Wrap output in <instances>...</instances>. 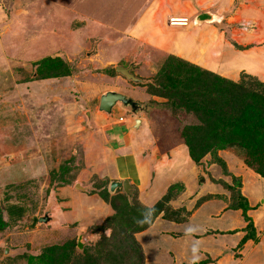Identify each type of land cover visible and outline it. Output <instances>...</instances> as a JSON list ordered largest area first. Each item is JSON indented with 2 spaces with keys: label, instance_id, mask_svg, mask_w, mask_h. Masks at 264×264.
Returning <instances> with one entry per match:
<instances>
[{
  "label": "rangeland",
  "instance_id": "1",
  "mask_svg": "<svg viewBox=\"0 0 264 264\" xmlns=\"http://www.w3.org/2000/svg\"><path fill=\"white\" fill-rule=\"evenodd\" d=\"M41 1L44 0H0V264H50L40 257L51 247L66 244L71 247L73 257L84 258L77 264H92L91 260L94 264H138V257L132 252L134 248L141 249L142 264H165L170 257L164 241H174L177 235L172 231V237H167L164 230H183V225L171 222L185 219L188 208L192 212L203 206L200 216L209 225V209L221 210L228 200L226 196L230 202L231 188L240 187L242 192L244 186L247 192L251 190L253 201L257 198L262 202L264 176L251 164L253 158L243 148L226 143L224 148L205 152L196 161L190 154L183 129L196 125L212 137H217V133L209 132L206 128L209 124L199 120L194 112L173 110L168 99L154 95L153 98L161 101L162 109L155 112L161 122L147 126L151 143L143 144L163 151L170 160L152 168L154 160L146 155L150 168L147 167L143 176L153 178L154 198L157 200V194L159 197L162 194L158 202L166 200L163 204L168 212L161 220L157 218L163 213L153 220L149 218L148 225L137 223L156 202L150 203L146 189L136 180L132 183L131 196L123 188L111 192V183L123 180H114L113 175L103 173V166L94 164L99 151L92 147L99 145L102 133L98 130L101 120L94 116L97 117L100 95L106 91H120L126 84L133 86L135 90L131 93L135 97L149 95L145 93L148 84L174 59L168 53L148 47L144 50L141 45L135 48L129 39L125 40L128 49L124 51L116 43V36L109 35L113 43L108 40V31L99 30L103 33L94 35L97 29L92 24L81 25L85 21L68 18L73 12L64 13L65 4L77 8V0H49L47 5ZM110 1L90 0V4L83 6L93 9ZM243 8L250 16L242 15V9L225 21L223 29L237 49L253 50L257 45L264 56V0ZM47 10L53 15L49 16ZM257 12L260 18L255 16ZM64 18L67 19L61 25ZM255 22L262 32L258 44L250 42L253 32V38L244 33L246 29L254 31ZM130 64L136 65L132 70L143 83L123 79L116 71L117 66ZM235 74L237 78L231 80H245L254 93L257 85L245 75L264 82V78L245 70H236ZM205 77L209 83V77ZM88 112L94 113L93 120ZM119 114L115 109L111 118H118ZM216 131L227 132L228 128ZM111 135L113 146L120 145V128ZM201 141V146L205 145L206 140ZM201 146L195 148L199 150L197 147ZM120 163V173L128 172L134 177V164L128 159ZM77 184L80 189H76ZM215 194L219 195L210 196ZM258 205L264 208V202ZM48 209H51L49 217L53 218L40 223L39 218ZM241 214L238 220L236 214L233 220L226 214L220 221L225 225L244 223L246 236L256 237L253 216L247 212L246 219ZM162 219L168 221L166 228H158ZM156 220V228L151 230ZM206 239L195 243L194 248L203 245ZM215 243V248L220 250L227 241L221 238ZM238 250L236 247L235 251ZM169 251L173 252L171 248ZM236 253L234 256L238 257ZM125 254L130 263L124 261ZM67 264L72 263L67 261Z\"/></svg>",
  "mask_w": 264,
  "mask_h": 264
},
{
  "label": "crops",
  "instance_id": "2",
  "mask_svg": "<svg viewBox=\"0 0 264 264\" xmlns=\"http://www.w3.org/2000/svg\"><path fill=\"white\" fill-rule=\"evenodd\" d=\"M258 1L259 0H112L107 5L104 4L101 7L95 5L94 8L91 9L90 7H84L85 4H90V0H77V8L65 4L64 13L66 14L67 11L66 15H70L68 12H73L68 18L81 22L85 21L84 24L81 25L89 26L92 24V27L95 30L97 29V33L94 32V35L103 33L99 30L108 31L106 36H108V40L112 43L114 39H111L109 35L111 36V34H113V36L117 37L116 43L122 46L124 51L128 49L127 41L125 40L129 39L131 40L130 44L135 48L141 45L144 47V50L146 49L145 47H148L158 52L168 53L225 78L236 79V70L237 72L245 70L250 74H255L264 78V56L260 53L261 49H259L257 45L253 50L237 49L228 39L223 29L224 23L228 18H234L236 13H241V10L244 9L243 7L251 3L255 5ZM47 2H49V0L41 1V3H45L46 5ZM47 12L49 16L53 15L49 10H47ZM203 13L209 14L211 17L208 20L199 22L197 18ZM232 13L234 14L232 15ZM245 13L249 15L248 13L250 12L244 9L242 15ZM255 14H257L255 16H259L260 18L258 12ZM171 17H187L190 23L187 27L171 26L169 24V19ZM66 19L67 18L62 19L63 22H61V25L64 24ZM119 21L122 22L119 23ZM257 26L255 22L254 31L251 30L248 32V29L244 31L245 34H250V37L254 35V38L252 37L253 39L252 41L250 40V42L256 44H258L257 38L259 35L261 36L262 32V36L264 37V27L261 32V28ZM251 32H253L252 35ZM79 33L83 36L81 30ZM74 34L78 33L74 31ZM243 40L244 42H249L248 39L243 38ZM76 47L79 48L80 45L77 44ZM116 49L122 51L120 47ZM132 65L134 69L136 65ZM121 76L123 79H127L123 75ZM141 80L140 84L144 82L142 78ZM133 90H135L133 86H128L126 84L125 87L120 88V91L133 97L135 100L142 103H155L156 106L151 108L149 112H142L139 116L119 106H115L112 113H107L99 109V99L97 117L94 116V113L91 114L88 112V116L92 120L93 116L101 120V124L98 126V130L100 129L102 132L99 135V147L97 145L92 147L94 151H99L96 152L99 153V155L95 154V159L93 160H95L94 164L103 166L102 171L104 174L113 175L114 180H129L131 192L134 190L133 180H136L138 184L146 189L145 192L147 193L146 195L150 203H157L162 194L160 197L159 194H157L158 196H156V198H158L156 200L154 198L156 187L155 183H153V178H145L143 176V173L147 172V167L148 169L150 168V162H147L144 157H146V155L147 157H152V162L154 160L152 168L170 159L168 156L163 155V151H155L153 146H145L143 142L151 143V134L147 126L152 122L154 124V121L156 123L161 122L160 115L155 113L162 109L161 101L156 99V97L153 98L152 96L154 95L146 90L145 93L149 95L135 97L131 93ZM165 107L166 106H163L164 109ZM115 109L118 110L120 114L118 118H111ZM153 114L156 115V120ZM120 117H123V121L119 120ZM138 119H140L139 123ZM116 128H120L121 142H119L120 145L113 146L111 143V137L113 136L111 134ZM143 150L144 156L142 158L141 154ZM126 159L134 164V177L128 172H124L126 174L120 173V170H122L120 162ZM173 164L176 163L173 162ZM162 184V187H164V183ZM159 185H161V183ZM164 189L165 187L163 190ZM245 191L246 189L243 186L242 192L246 194L245 197L248 199L251 207L248 213L254 218L253 226L256 236L255 239L249 238L242 242L248 233L245 230L246 226H243L244 223L237 226V223L225 225L220 221L226 214L232 220L234 219L233 214H236V219L238 220V214H241V212L243 213L241 209L232 208L230 206L229 196L224 195L228 200H225L226 202H224V207L222 209L221 207L219 208L221 210L211 211V209H209V225L200 216V214H202V206L198 208L197 211L194 210L192 212L188 208L187 215H189L190 212L192 213L188 218L187 215H185V219L180 220L181 222H171L183 225V230H164L167 237H172V234H170L172 231H174L175 236L177 235L176 238H173L174 241H164L165 244L163 246L165 247L166 245L167 250H170V248L173 250V252L168 250L170 259L167 260L168 262L165 261V264H208V262L211 263L215 260L218 261L217 264H264V211L261 210L264 208L258 205L259 203L262 205L264 198L262 202L257 198L253 201L250 195L251 190L249 192ZM218 195L219 194L210 196L217 197ZM211 199L212 197L210 200ZM161 213H163V215ZM161 213L157 220H161V217L164 216V212ZM157 220L154 222V227H152L151 230L156 228ZM167 222L168 221L162 219V221L158 223V228H166L165 223ZM214 222H217V225L214 226ZM205 238L207 239L203 245L194 248L193 245L195 243ZM221 238L226 240L227 243L226 245L223 244V246H220V250H217L215 248V242ZM152 239L153 242H157L156 239ZM176 241H179V244H177ZM174 243L177 245L174 246ZM236 247H239L240 251H235ZM225 249L229 251L224 253ZM189 251L190 253L188 254ZM235 253L239 254V256L235 257Z\"/></svg>",
  "mask_w": 264,
  "mask_h": 264
},
{
  "label": "trees",
  "instance_id": "3",
  "mask_svg": "<svg viewBox=\"0 0 264 264\" xmlns=\"http://www.w3.org/2000/svg\"><path fill=\"white\" fill-rule=\"evenodd\" d=\"M172 59L174 61L167 63L154 81L148 84V91L152 95L168 99L173 110H185L188 114L194 112L199 120L209 124L206 127L209 132L217 133V137L215 135L212 137L205 134L202 127L197 129L196 125H188L183 129V136L192 158L198 161L205 152L218 147L224 148L228 143L243 148L247 155L253 158L251 164L264 176V82L256 76L245 75L257 85V91L254 93L248 89L245 80L235 82L181 58L172 56ZM205 76L209 77V83L205 80ZM250 99L253 101L249 102ZM221 127L228 128V131H216ZM202 139L206 140L203 146H201ZM195 146L201 147H197L199 149L197 150ZM231 190L230 206L242 209L247 219V212L251 208L248 199L242 194L240 187ZM126 195L128 196L127 193ZM164 201L166 200H160L149 208L151 220L163 211L164 215L168 212L164 207ZM249 238L251 237L246 236L242 242ZM123 243L127 242L123 241ZM71 251V247L67 244L62 247L54 246L40 258L47 259L50 264H59V262L67 264V261L77 264L84 259L79 255L73 257ZM132 252L138 257L137 263L142 264L141 249L134 248ZM125 256L124 261L130 263L129 256L127 254ZM91 262L94 264V260Z\"/></svg>",
  "mask_w": 264,
  "mask_h": 264
},
{
  "label": "water",
  "instance_id": "4",
  "mask_svg": "<svg viewBox=\"0 0 264 264\" xmlns=\"http://www.w3.org/2000/svg\"><path fill=\"white\" fill-rule=\"evenodd\" d=\"M210 15L203 13L198 16L197 20L199 22L205 21L210 19ZM133 65H129L127 67L125 66H117L116 71L126 77L128 80L134 81V82H141V78L136 76L133 72ZM115 106H119L126 111L139 116L142 112H149L151 108L156 106L155 103H142L138 100H135L133 97L117 91V90H109L104 92L101 95L100 98V105L99 109L102 111H105L107 113H112L113 108ZM140 122V119H138V123ZM76 188H81L79 184L76 185ZM118 188H123L124 191L131 196V184L129 180H124V181H113L111 183V192L116 191ZM51 212V209H48L43 217L39 218L40 223H48L51 221L52 217H49V213ZM81 247V246H80ZM81 249V248H80ZM7 253V252H6Z\"/></svg>",
  "mask_w": 264,
  "mask_h": 264
},
{
  "label": "built area",
  "instance_id": "5",
  "mask_svg": "<svg viewBox=\"0 0 264 264\" xmlns=\"http://www.w3.org/2000/svg\"><path fill=\"white\" fill-rule=\"evenodd\" d=\"M190 21L187 17H171L169 19V24L171 26H181V27H187L189 25ZM120 121H123V117H120Z\"/></svg>",
  "mask_w": 264,
  "mask_h": 264
},
{
  "label": "clouds",
  "instance_id": "6",
  "mask_svg": "<svg viewBox=\"0 0 264 264\" xmlns=\"http://www.w3.org/2000/svg\"><path fill=\"white\" fill-rule=\"evenodd\" d=\"M150 215H151V211H149V213L144 216L143 220H138L137 223H146V222H148V219H149Z\"/></svg>",
  "mask_w": 264,
  "mask_h": 264
}]
</instances>
